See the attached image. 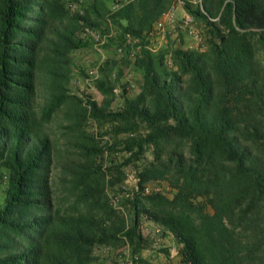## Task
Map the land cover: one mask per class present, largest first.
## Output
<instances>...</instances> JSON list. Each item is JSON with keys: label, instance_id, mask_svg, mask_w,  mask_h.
Instances as JSON below:
<instances>
[{"label": "trees", "instance_id": "trees-1", "mask_svg": "<svg viewBox=\"0 0 264 264\" xmlns=\"http://www.w3.org/2000/svg\"><path fill=\"white\" fill-rule=\"evenodd\" d=\"M174 1L0 0V264H93L101 246L147 264L143 217L180 264H264V0H186L202 44L153 50ZM98 46L119 53L95 66L102 97L75 94L72 54Z\"/></svg>", "mask_w": 264, "mask_h": 264}, {"label": "rangeland", "instance_id": "rangeland-1", "mask_svg": "<svg viewBox=\"0 0 264 264\" xmlns=\"http://www.w3.org/2000/svg\"><path fill=\"white\" fill-rule=\"evenodd\" d=\"M178 12H179V15L182 14L180 9L178 10ZM196 25L198 26L199 30L202 33V31H203L202 24L200 22H197ZM177 30L178 29L176 28L174 33L171 34L170 37L156 38L153 42L154 47H152V49L157 50L161 46H165V44H167V42L168 43L170 42L174 45V44L179 43L180 40H182V42L185 46H189V47L199 46V43H197L193 37H190L181 29L179 30V33ZM72 55L74 57V60H75V63L77 66H75V68L73 70V76H72V78L70 80V84H69L71 91L74 92L75 94H79V95H85L88 93V94H91L94 98L100 99L102 97V94L96 89L95 86H93V78L89 77V74H90L89 72L93 67H95L99 62H101L106 57L109 56V57L114 58V57L118 56L119 53L113 52L112 49H110V48L98 46L97 48L96 47H90V48H84V49L79 50V51H75V52H73ZM168 63H169V59H168ZM78 66L85 67L88 70V76H82L78 71ZM95 73H97V72H95ZM95 73H94V75H95ZM137 76H138L137 74L135 75L133 72H128V71L125 74L124 78H129L131 80V82H133V85L130 87L131 92L136 89V77ZM118 91H119V89L116 88V92H118ZM116 100L117 99L114 100V104L116 103ZM89 126H90V128H92L93 123H90ZM147 154H148V157H150V153H147ZM134 183H135V177L133 175V170L128 168V174H127V177L125 179V187H123V188L128 189V187L133 186ZM163 188H164V186H163ZM165 189H166V187H165ZM0 196H1V192H0ZM140 229H143V235L146 237L145 247H143L141 250V252H143L145 255H147L148 252H151L152 250H160V248L164 247V246L169 247L170 246L169 244H171L172 249H173L172 243H168V242H171V241H169L170 239L168 238V242L165 239L166 238L165 234H162V233L158 234V232H156L155 230L148 229V227L146 228L145 226H141V225H140ZM159 239L160 240L163 239V244L161 246H159ZM157 246H159V247H157ZM160 251H162V250H160ZM95 252H97V251L95 250ZM171 252L172 251L169 250V255L171 254ZM128 253H129V255H131L130 251L127 249V246H122V247L112 248V249L105 251V254L103 256H106L110 261H112L113 264H119L121 259L124 256H127ZM99 257H101L100 253H99ZM136 260H138V259H136ZM100 262L101 261H99V259H98V260H95L93 262V264H100ZM136 264H146V262L138 260V261H136ZM154 264H156V263H154Z\"/></svg>", "mask_w": 264, "mask_h": 264}, {"label": "built area", "instance_id": "built-area-1", "mask_svg": "<svg viewBox=\"0 0 264 264\" xmlns=\"http://www.w3.org/2000/svg\"><path fill=\"white\" fill-rule=\"evenodd\" d=\"M186 0H175L167 9L163 10L159 16L152 22L151 28L148 31V46L152 49L154 47V40L159 37H168L174 33L176 26L179 25L184 32L193 37L197 43L202 44L203 37L201 31L199 30L198 26L196 25V20L192 16L190 12L184 9L183 4ZM193 2H198L201 4V0H192ZM116 3L113 5V7ZM74 6V5H73ZM181 10L182 14L179 15L178 10ZM83 33L85 35H89L95 38L96 44H100L104 41V39L110 35L109 33H104L102 36L95 33L93 29L88 26L83 28ZM126 40L130 43H135L136 38L131 33L125 34ZM96 68L93 67L90 70L89 77L94 78L96 76ZM95 73V75H94ZM149 189V185L145 187V190ZM125 194H128L127 190L125 189ZM117 198H115L116 201ZM154 230L156 232L161 233V227L159 225H155ZM119 264H136L135 257L127 254L124 256Z\"/></svg>", "mask_w": 264, "mask_h": 264}, {"label": "crops", "instance_id": "crops-1", "mask_svg": "<svg viewBox=\"0 0 264 264\" xmlns=\"http://www.w3.org/2000/svg\"><path fill=\"white\" fill-rule=\"evenodd\" d=\"M141 226H145L146 228L148 227V229H152L154 230L155 225H158L157 223H155L154 221L143 217V219L141 220L140 223ZM143 233V229H140ZM165 239L168 242V238L170 239L168 243H172L173 245V249L171 244H169L170 246L167 247L169 250H171V254L169 255V253H166L165 250H152L151 252H148L147 255H145L143 252L140 251V256L143 257L144 259H146L147 264H180V254L177 251V246L178 244L174 241L173 236L171 234H167L165 233ZM166 242V243H167ZM165 243V244H166ZM163 244V239L160 240L159 239V246H161ZM157 246V247H159ZM165 247V246H164ZM112 249L110 247H106V246H101V247H97L96 252L98 255L99 253L101 254V257H99V261L100 264H113L112 261H110L106 256H103L105 254V251ZM142 250V249H141ZM104 251V252H103ZM102 252V253H101Z\"/></svg>", "mask_w": 264, "mask_h": 264}]
</instances>
